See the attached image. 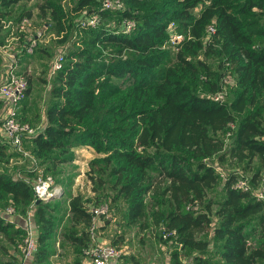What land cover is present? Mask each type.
I'll return each mask as SVG.
<instances>
[{
	"label": "trees",
	"instance_id": "16d2710c",
	"mask_svg": "<svg viewBox=\"0 0 264 264\" xmlns=\"http://www.w3.org/2000/svg\"><path fill=\"white\" fill-rule=\"evenodd\" d=\"M16 1L0 0V29L6 6ZM100 1L36 3L42 15L48 10L58 40L66 39L82 12L99 15L94 25L82 26L87 37L69 45L61 65L49 74L44 123L29 134L37 162H46L43 171L53 169L71 157L76 145L90 146L99 155L90 159L86 173L98 183L107 180L112 199L124 198L126 222L173 228L181 247L199 251L208 239L198 232L209 226L222 264H264V200L232 184L237 170L230 168L221 177L213 165L253 156L264 162L259 104L264 98V0H122L117 8H102ZM30 12L20 10L17 18ZM110 12L118 21L114 27L101 20ZM125 17L134 20L127 31L119 25ZM170 21L182 33L174 43L168 40ZM209 23L213 30L207 33ZM25 38L18 46L20 56L31 52L24 49ZM209 54L217 56L215 69L206 60ZM227 73L230 96L214 99L206 92L220 90ZM26 78L21 107L30 89ZM21 107L16 117L25 120ZM9 147L0 135V161L7 159ZM23 170L24 175H13L0 165V202L11 204L15 213H25L33 199L24 176L34 171ZM212 187L216 193L207 195ZM66 198L70 223L62 235L76 254L67 264H86L81 256L87 255L93 213L80 192L67 190ZM54 209L48 198L33 201L38 231L30 256L35 264H50L55 250ZM0 234L6 238L0 241V264H16L20 250L15 255L7 248L18 249L24 228L0 214ZM178 251L174 247L170 253L176 257Z\"/></svg>",
	"mask_w": 264,
	"mask_h": 264
},
{
	"label": "rangeland",
	"instance_id": "374dc122",
	"mask_svg": "<svg viewBox=\"0 0 264 264\" xmlns=\"http://www.w3.org/2000/svg\"><path fill=\"white\" fill-rule=\"evenodd\" d=\"M41 1L42 0H18L6 6L9 12L5 15V23L0 29V42L7 45H12L13 49H18V46L21 44V41L26 37V35L31 34L38 28L40 29V33L36 37V42L33 46L32 51L29 54H22L21 56L19 55L17 62V68L23 71L28 76L30 84L29 92L22 107L19 102L18 111L20 112V107L21 109H23L24 107L26 118L23 121H27L29 125L36 129L40 128L42 122H44V119L40 117V114L44 112V106L46 105L49 96V86L51 83V78L48 71L53 55L59 49L64 53L65 51H67L69 45L80 43L82 42V39H85L87 37V31L82 26L72 25L66 34V39L58 40V38L60 37V33H56L54 29L50 27L48 10L46 9L45 15H42L39 11V8L36 6V3H40ZM59 1L62 2L65 6L74 2V0ZM27 8H30L31 11L29 15L30 25L26 29L18 31L15 26L16 21L18 20V13L20 12V10H24ZM101 20L113 27L118 23V21H116V14L111 12L107 15L102 16ZM170 48L172 49L173 47L170 46ZM1 57L2 55H0V72L2 71L4 65V60L2 59L3 57ZM216 57L217 56H211V54L206 56V60L208 61L210 69H215L217 67ZM226 75L228 79L232 78L231 73H227ZM231 89L232 88L229 87L228 82H220V90L222 93L221 98H229ZM197 90L201 93L206 92V89L200 86H198ZM206 93L213 95L214 92ZM259 104L261 105V113L262 117L264 118V98L259 100ZM262 138H264V134L262 135ZM22 143L26 149H29V151H31L29 134L23 135ZM9 149L7 159L1 160L0 165L6 167L7 170L13 173V175H24L25 173L23 169L30 168L31 166L32 162L30 157L13 149L11 145ZM71 151L72 155L69 159L57 162L53 169L44 170L45 172L51 173L53 178L52 185L54 188H52L53 191H51V194L49 195V197H47L49 199V202L52 203L55 207V209L51 211V213L54 216L57 215V221L53 234V247L54 249L57 247H61L62 249L66 250H62L65 253V259L60 258V262L58 264L73 263L74 257L76 255L73 245L68 240H65L62 235V231H64L70 223L66 208L67 190L75 192L78 191L84 197H86V206L95 207L102 205L105 207V209H107V212L98 214L99 221L100 223H102V221H104L105 219H109L112 222V224L105 227L104 232L110 237L116 235L114 239L116 241H112V243L121 248L120 255L126 249H130L129 246L131 247L135 245H142L146 236L157 239V241L160 240L166 247H169L170 249L178 247V242L173 238L174 235H171L169 237H158L157 232L161 231V224L159 226H155L150 221L141 226L137 222H126L124 198L119 196L116 199H112V190L107 185L108 181L106 180V183H98L95 179L96 177L92 176L93 178H91L86 173V171L90 167V159L96 155H99V153L95 152L92 148H88V146L86 145H76L71 149ZM31 154L33 153L31 152ZM212 157H215V155L211 156L210 158ZM36 161H38L37 158ZM37 163L43 170L46 162L42 161L40 163ZM219 167L223 172H226L230 168H233L238 171V174L247 177L249 181L250 175L255 170L259 171L258 174L256 172V178L252 180V183H250L253 187H259V189L264 191V176L261 177L260 175L261 173H264V162L260 161L256 156H253L249 161H233L230 163L227 159H225L219 163ZM102 175L107 178L106 174ZM216 191L217 187H212L207 190V195L215 194ZM8 206L12 205L8 203L1 204L0 202V214L4 217H8V215H10L11 213H15L13 211L9 212L7 210ZM212 217L214 218V215H212ZM211 233L212 227L208 226L199 231L198 235L208 239L206 251H211L213 263L222 264V262L220 261H215L217 260L216 255L218 245L213 240ZM118 235L119 238H117ZM22 237L23 234H21V236H19L18 238L20 243L22 242ZM5 240L6 238L2 234H0V241L5 243ZM108 242H111L110 239L108 240ZM11 245H9L8 247H10ZM182 254H184L183 251Z\"/></svg>",
	"mask_w": 264,
	"mask_h": 264
},
{
	"label": "built area",
	"instance_id": "2783aa9c",
	"mask_svg": "<svg viewBox=\"0 0 264 264\" xmlns=\"http://www.w3.org/2000/svg\"><path fill=\"white\" fill-rule=\"evenodd\" d=\"M122 0H101L100 7L102 8H117L122 7ZM99 20V15L97 12H82L76 17V24L79 26H90L94 25ZM121 30H129L134 23V20L129 17L122 18L119 22ZM30 25V17L23 14L16 21V29L18 31L26 29ZM167 28L169 31L168 40L171 43L177 41L181 36V32H177L172 28V21L168 22ZM213 30L212 23L207 24L206 32L209 33ZM40 33L38 28L31 34L26 35V40L24 42V49L27 52L32 51L33 46L36 42V37ZM19 49H13L12 45H7L0 42V53L4 60V65L2 71L0 72V130L2 132V137L7 140L13 149L18 152L28 155L31 159L30 168L34 171L33 175L28 177L24 176L31 182V188L33 191V199L30 202L29 208L25 211V217H29L31 214V206L36 198L45 199L50 194L53 187L52 185V175L49 172H44L38 165L36 158L29 149H26L22 143V137L24 134H32L35 132L36 128H33L27 121L19 120L16 117L17 109L21 98L24 96L25 87L27 85L26 74L17 68V62L19 58ZM63 59V51L58 50L52 57L50 68L48 73L50 74L54 69L61 65ZM224 81H230L227 75L223 77ZM214 99H222L221 90H217L211 95ZM230 126H233V122H229ZM230 133L229 130L225 131V136ZM213 165L221 177H224L225 172H223L217 162H213ZM261 177L264 173L260 174ZM233 185L241 187L243 189H249L251 193L256 197L264 200V191L259 189V187H253L247 177L238 174L234 179ZM88 208L92 210L91 221L88 226L90 237L93 239L94 229L99 222V213L107 212L104 206H91ZM7 210L9 212L13 211L12 206H8ZM24 234L22 237V242L20 243L19 250L21 253V260L25 257L31 255L35 249V238L32 234V226L29 218L26 219L24 224ZM175 233L173 228L162 229L161 236L167 237ZM180 244V242H178ZM88 256L87 264H108L109 260L117 257L121 248L116 244L108 241H94L91 242L87 248L84 249Z\"/></svg>",
	"mask_w": 264,
	"mask_h": 264
},
{
	"label": "crops",
	"instance_id": "0c3cea01",
	"mask_svg": "<svg viewBox=\"0 0 264 264\" xmlns=\"http://www.w3.org/2000/svg\"><path fill=\"white\" fill-rule=\"evenodd\" d=\"M40 117L44 119V112L40 114ZM43 123L44 122H42V124ZM1 134L2 132L0 130V135ZM88 148L91 147L88 146ZM31 210H32L31 214L27 218H29V221L32 226V234L36 240L38 223L35 221V217L33 213V205L31 206ZM7 218L11 219L15 225H19L21 227H24L25 221L27 219L25 217V213H11L10 215H8ZM110 224H112V222L109 219H105L104 221H102V223H100L99 221L97 223V226L95 227L93 239L92 238L90 239V243L94 241H108L109 239L111 242L116 241L114 240L116 235L110 237L108 236V234H105L104 232L105 227H107ZM155 226H159V225H155ZM114 227H115V221H114ZM117 238H119V235ZM19 246L20 243H18V249L12 247H8L7 249L11 254L18 255ZM129 248L130 249H126L125 251H123L121 255L119 254L117 257L110 259L108 264H132L133 262L134 263L137 262L136 264L138 263L139 264H214L212 259V253L210 250L206 251L205 249L199 251L198 249H190L187 251L183 247H181L180 244H178L177 249L179 251L177 253V256L175 257L171 255L170 253L171 249L169 247H166L160 240L157 241V239H154L150 236L145 237V240L143 241L142 245H135L131 247L129 246ZM62 250L64 249H62L61 247L55 248L53 253H51L48 258L50 264H58L60 262V258L65 259L64 251L66 250L64 251ZM182 251L184 252V254H182ZM3 256L5 257L6 254H4ZM197 256L201 258V259L199 258L200 259L199 263L197 262L198 259ZM216 256H217V260L215 261H220L223 263V260L219 255V249H217ZM205 258H207L206 261ZM81 260L84 261V263H86V261L88 260V256L87 255L81 256ZM16 264H35V263L32 262L31 256H28L23 258L22 260L19 259V262L17 261Z\"/></svg>",
	"mask_w": 264,
	"mask_h": 264
},
{
	"label": "water",
	"instance_id": "95a60500",
	"mask_svg": "<svg viewBox=\"0 0 264 264\" xmlns=\"http://www.w3.org/2000/svg\"><path fill=\"white\" fill-rule=\"evenodd\" d=\"M48 197H49V196H48ZM38 200H39V198H36V199H35V201H38Z\"/></svg>",
	"mask_w": 264,
	"mask_h": 264
}]
</instances>
